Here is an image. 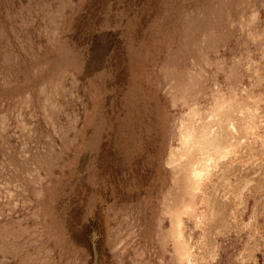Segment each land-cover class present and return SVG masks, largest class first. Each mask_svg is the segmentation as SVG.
I'll return each mask as SVG.
<instances>
[{"label":"rangeland","instance_id":"1","mask_svg":"<svg viewBox=\"0 0 264 264\" xmlns=\"http://www.w3.org/2000/svg\"><path fill=\"white\" fill-rule=\"evenodd\" d=\"M0 264H264V0H0Z\"/></svg>","mask_w":264,"mask_h":264}]
</instances>
